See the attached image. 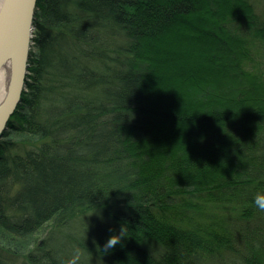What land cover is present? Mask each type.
I'll use <instances>...</instances> for the list:
<instances>
[{
    "label": "trees",
    "instance_id": "trees-1",
    "mask_svg": "<svg viewBox=\"0 0 264 264\" xmlns=\"http://www.w3.org/2000/svg\"><path fill=\"white\" fill-rule=\"evenodd\" d=\"M33 27L0 264H264V0H37Z\"/></svg>",
    "mask_w": 264,
    "mask_h": 264
},
{
    "label": "water",
    "instance_id": "water-1",
    "mask_svg": "<svg viewBox=\"0 0 264 264\" xmlns=\"http://www.w3.org/2000/svg\"><path fill=\"white\" fill-rule=\"evenodd\" d=\"M36 3L37 0H3L0 6V72L10 67L0 104V139L24 91Z\"/></svg>",
    "mask_w": 264,
    "mask_h": 264
},
{
    "label": "rangeland",
    "instance_id": "rangeland-1",
    "mask_svg": "<svg viewBox=\"0 0 264 264\" xmlns=\"http://www.w3.org/2000/svg\"><path fill=\"white\" fill-rule=\"evenodd\" d=\"M32 33H33V31H32ZM33 36V35H32ZM32 45V44H31ZM197 49H198V47H196L195 46V48L194 47H192L191 49H189V55H190V53H193V52H196L197 51ZM176 56V55H175ZM175 56H171V58L170 59H173V58H175ZM191 60H194L193 58H190ZM190 59H189V63H192V61L190 62ZM185 62H188V60H186ZM180 67H181V69L182 68H185V70H182V71H180L181 69H180ZM158 74L159 75H163L164 76V78L167 80V81H170V79H171V81L172 80H174V79H179V78H181L183 75H184V73H187V72H189V71H191V70H188L187 69V64L186 63H179L178 65H177V67L176 68H174L173 69V71L171 72V67L169 68V69H164V67H163V69H158ZM162 71V72H161ZM206 74V73H205ZM202 75V74H201Z\"/></svg>",
    "mask_w": 264,
    "mask_h": 264
},
{
    "label": "clouds",
    "instance_id": "clouds-1",
    "mask_svg": "<svg viewBox=\"0 0 264 264\" xmlns=\"http://www.w3.org/2000/svg\"><path fill=\"white\" fill-rule=\"evenodd\" d=\"M254 203L257 208L261 211H264V192H257L254 198ZM123 236L122 232L120 235H112L106 242L104 246V251H108L118 244ZM71 264V262H70Z\"/></svg>",
    "mask_w": 264,
    "mask_h": 264
},
{
    "label": "bare ground",
    "instance_id": "bare-ground-1",
    "mask_svg": "<svg viewBox=\"0 0 264 264\" xmlns=\"http://www.w3.org/2000/svg\"><path fill=\"white\" fill-rule=\"evenodd\" d=\"M3 0H0V6L2 4ZM10 77V67L5 66L2 71L0 72V104L3 101V98L6 93V85L9 82Z\"/></svg>",
    "mask_w": 264,
    "mask_h": 264
}]
</instances>
